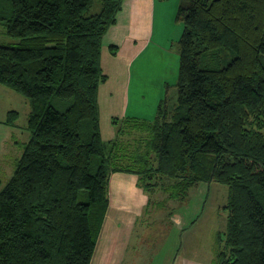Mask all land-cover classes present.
<instances>
[{"label": "trees", "instance_id": "obj_1", "mask_svg": "<svg viewBox=\"0 0 264 264\" xmlns=\"http://www.w3.org/2000/svg\"><path fill=\"white\" fill-rule=\"evenodd\" d=\"M123 1L0 0L14 39L0 44V84L30 105L29 139L0 190V264H91L114 172L136 174L149 207L227 185L213 264H264V0H180L175 106L114 117L105 141L101 47Z\"/></svg>", "mask_w": 264, "mask_h": 264}, {"label": "crops", "instance_id": "obj_2", "mask_svg": "<svg viewBox=\"0 0 264 264\" xmlns=\"http://www.w3.org/2000/svg\"><path fill=\"white\" fill-rule=\"evenodd\" d=\"M179 1L124 0L117 22L106 32L101 66L107 80L98 89L103 140L116 136L114 117L152 120L161 102L169 110L175 106L169 94L176 89L180 56L178 53V62L174 59L172 68L168 41L174 36L180 39L184 27L178 22L174 31L167 29V34L162 19H175ZM110 45L116 46L115 54ZM197 188L189 200H196L195 207L175 200H169L166 206L149 207V194L140 187L136 174L112 173L109 206L91 264H175L183 234L202 215L204 193ZM171 208L174 210L169 216ZM160 214L166 218L159 223L156 218ZM215 248L216 242L209 251L201 250L203 258L186 257L182 264H213Z\"/></svg>", "mask_w": 264, "mask_h": 264}, {"label": "rangeland", "instance_id": "obj_3", "mask_svg": "<svg viewBox=\"0 0 264 264\" xmlns=\"http://www.w3.org/2000/svg\"><path fill=\"white\" fill-rule=\"evenodd\" d=\"M178 22L181 21L177 19H162L163 28L167 34V29L174 31L175 25H177ZM174 38L175 36L170 38L168 41L170 45V55L172 56V61L170 62V64H172V68H174L173 60L177 59L176 61L178 62L179 58V38ZM10 42H14V39L3 34L2 27L0 26V44ZM174 53L177 56H174ZM176 97L177 92L176 89L173 88L170 91L169 98H172V101L176 102ZM169 101L170 100H168V105H170ZM10 110L18 111V115L12 124L6 123L8 119V112ZM29 111V101L25 96L5 85L0 84V190L11 178L22 154L23 145L29 139L30 134L27 130ZM197 186L191 190L189 200L192 199V195L196 191V188L198 189L197 191L204 193V205L201 206L203 207L202 215L196 221L194 226L190 228L189 232L183 234L181 239L182 244L179 248L175 264H182L186 257L203 258L204 254L201 250L204 249L209 251L210 248H213L214 243L216 242L217 233L224 232L226 230L227 211L224 206L228 203V186L219 182L200 183ZM158 194V197L165 196L162 191H159ZM189 200L188 204H191L190 208L197 205L195 203L196 200L192 203H189ZM174 203L177 202L174 201ZM172 205L174 204H169L170 207ZM165 218V214H160L156 219H158V222L160 223L161 220H165ZM195 243L196 246H198L197 248Z\"/></svg>", "mask_w": 264, "mask_h": 264}]
</instances>
